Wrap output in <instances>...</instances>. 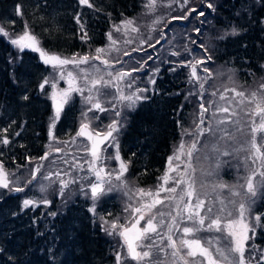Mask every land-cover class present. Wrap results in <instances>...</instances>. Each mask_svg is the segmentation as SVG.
<instances>
[{
	"label": "trees",
	"instance_id": "16d2710c",
	"mask_svg": "<svg viewBox=\"0 0 264 264\" xmlns=\"http://www.w3.org/2000/svg\"><path fill=\"white\" fill-rule=\"evenodd\" d=\"M144 2L89 0V7L80 0H0V26L7 32H17L27 24L49 53L92 57L106 44L112 25L136 16ZM212 5L205 12L209 22H202L199 32L207 55L212 57L210 61L230 71L241 87L259 83L264 75V0H213ZM233 26L238 34L219 38L230 33ZM84 32L88 39H82ZM51 70L37 52L18 50L0 35V165L12 176L9 187L0 188V264H116V252L123 242L109 236L101 224L117 218L125 223L122 200L102 195L94 202L86 185L73 184L63 192L61 186L44 192L35 187L34 164L50 167L51 154L59 149L60 158L62 145L84 122L82 104L74 95L51 127L54 138H50L52 86L44 81ZM188 79L185 66L160 63L151 91L127 111L117 141L120 157L128 165L125 178L131 187L149 189L158 183L182 137L181 126L189 128L193 105L186 98ZM103 119L93 125L97 131L106 128L109 121ZM5 139L7 144L3 143ZM45 153L47 158L41 159ZM230 161L222 167L220 179L226 185L243 184V179L237 181L242 160ZM248 174L244 171V176ZM13 187L23 191L13 192ZM44 197L49 198L47 205H23L26 199L38 201ZM230 198L238 200L240 196ZM255 200L249 217L255 235L248 245L264 257V189ZM91 207H95L94 212L89 211ZM257 214L261 216L259 224L254 220ZM121 253L126 257V247ZM261 259L256 264H264ZM126 264L135 262L127 259Z\"/></svg>",
	"mask_w": 264,
	"mask_h": 264
},
{
	"label": "snow or ice",
	"instance_id": "6c2138e0",
	"mask_svg": "<svg viewBox=\"0 0 264 264\" xmlns=\"http://www.w3.org/2000/svg\"><path fill=\"white\" fill-rule=\"evenodd\" d=\"M157 2L158 0H146L144 7L147 13L151 14L156 11ZM80 3L92 7L89 0H80ZM187 3L188 0H184V4ZM208 7L212 8L213 5L209 3ZM189 11L196 12L197 10L193 8ZM16 12L20 14L21 9L19 6H17ZM198 15L203 16L204 13L199 12ZM160 19L162 18L157 17L153 20L152 24L149 25L150 31L155 30L154 26L160 22ZM173 19L186 20L188 15L185 14L179 18L173 17ZM113 27L114 31L122 32L126 36L129 33L139 32V27L131 19H125L120 25H114ZM81 29L83 30V25H81ZM195 31L199 33L201 30L197 28ZM0 33H4L3 28H0ZM4 34L7 35V33ZM229 34H238L237 28L233 26L230 33L225 32L219 38L223 39L224 36ZM82 39H88L87 32H84ZM108 40V47L97 48L94 57L73 56L71 59L62 58L43 49L40 46L39 39L30 32L27 24H25L23 33L12 39L11 43L21 50L29 48L38 52L45 64L51 65L54 69H59L63 73L65 65L71 63L79 68V65L89 64L92 60H100L106 67H111L112 62L110 59H103L102 57L107 56L111 51L119 52V48L116 47L118 42L111 33L108 34ZM131 42L130 39L124 41V43ZM143 43H146V41L141 40V44ZM193 43L196 42L193 41ZM150 46L154 47V45ZM200 47L204 48L207 55L208 49L204 45H200ZM124 54L129 55L127 52ZM172 55H179V53L173 52ZM207 59L211 60V55H207ZM116 62L118 63L119 60ZM204 63V60L199 59L187 64L191 68L190 82L194 81L199 84V98L201 101L199 112L194 113V127L189 129L181 126V142L173 155L168 157L166 170L158 177L155 189L138 188L135 190L136 202L125 207V212L130 213L125 224H120L118 218L109 223L101 217L103 220L102 230L109 236L118 235L123 241L122 247H126V257L121 252H116V264H126L127 259H131L135 264H252L251 260L245 257V252L247 242L253 239L255 235V227L248 222L252 206L256 202L255 198L264 189V82H261L259 87L250 93L238 90L235 86L231 88L224 86L223 91L216 87L210 95L213 98L218 96L219 101L224 103L221 104L216 99L205 102L204 96L207 93L205 84L212 74L207 68L203 69L204 72L208 73L207 77L201 78L197 74V67ZM92 67L95 68L97 73L100 72V69L95 65H92ZM139 70L119 71L115 74L108 72L107 75L111 79L106 80L103 75L98 78L93 77L91 73L80 69L83 74L84 87L78 85L76 82L77 77L71 71H68V89L54 91L52 94L54 115L51 119L53 122L58 120L61 111L71 99V93L83 92L85 87L89 92V95L85 97L86 103L91 104L92 108L100 112L107 111L99 99V95L102 94L101 89L112 87L113 81L122 82L126 77H130L133 71ZM229 80H232L231 76ZM46 83H48L47 78L44 81V84ZM44 84L40 85L41 89L44 88ZM127 86L132 87L131 83ZM52 87L55 89L56 85L53 84ZM143 91L144 89L136 90V92ZM117 92L119 95L114 96L113 100L120 101L127 108H133L136 101L141 99V96L137 95L136 92L125 95L119 87H117ZM227 92H231L233 95L227 96L225 94ZM23 99L27 100L28 97L25 96ZM233 104L239 108V112L232 107ZM240 113L248 117L245 124L250 129L248 133L244 132L240 119H230V117L239 116ZM220 114L228 115L223 116ZM115 115L120 117L121 112L116 111ZM206 119L207 126H204ZM228 123L235 126L233 132L225 127ZM121 126L119 120H113L103 134L100 132L93 134L92 131H89V124L82 122L77 132V136H86L91 142L90 148L86 150L92 156V160L89 162V171L96 176V182L90 184L91 199L94 202L106 192L113 190V186H111L113 173L109 172L102 175L104 169L97 168L96 164L101 160L104 151L101 145L105 144L106 141L115 143L113 133L118 132ZM236 132L250 137L245 141L247 147L242 145L240 149L235 150L248 152L242 163L249 174L242 177L243 184L226 185L223 182L213 184V192L220 190L214 200L201 198V193L197 189L198 179L195 175L197 168L193 163L194 160H200L197 153L201 152L203 148L207 150L204 159L210 160L215 157V168L205 174L210 177L216 175L221 163L220 157L232 155L227 147L221 150L220 142L235 140ZM49 136L54 138L51 127ZM184 136H190L191 141H185ZM202 138L211 139H205L201 148ZM3 143L7 144L8 140L5 139ZM116 147L118 149V144ZM47 155L48 153H45V156L41 159H46ZM182 157L186 159H182ZM114 158L119 161V171L115 173V179L121 182L120 187L123 188L125 186L123 177L128 170V165L121 159L118 150ZM248 161H251L252 167L249 166ZM181 165H183V168H181ZM36 171H39V166ZM257 176L260 178L259 180L255 179ZM33 178L35 177L33 176ZM106 183L109 185L107 188H105ZM61 184V192H63V189L68 186V182L61 181ZM170 184L171 186H169ZM0 187H9V180L2 165H0ZM201 187H205V185L201 184ZM224 189H227L233 197H242L238 207L237 201L223 197ZM237 189H243V192ZM15 191L19 192L23 189L17 187ZM162 193L165 195L162 196ZM125 195H128V193L126 192ZM203 195L207 197L208 193L205 192ZM129 200H132L131 196H129ZM226 200L227 202H225ZM32 203L33 201L27 199L23 201L24 207H28ZM44 203H47V201H44ZM216 204L220 205L218 209L215 207ZM229 205H232V208H229ZM164 209L169 210L165 211ZM89 211L94 212L95 207L89 208ZM254 220L259 224L261 216L257 214ZM141 221H145L143 226H140ZM200 232L217 233L219 236H212L208 240H203L198 236ZM249 232H252L253 235L250 236ZM221 240L226 241L222 246L220 245ZM161 254H163V258H161ZM168 257H171V259L169 260Z\"/></svg>",
	"mask_w": 264,
	"mask_h": 264
},
{
	"label": "rangeland",
	"instance_id": "374dc122",
	"mask_svg": "<svg viewBox=\"0 0 264 264\" xmlns=\"http://www.w3.org/2000/svg\"><path fill=\"white\" fill-rule=\"evenodd\" d=\"M212 1L213 0H188V3L184 4V0H158L156 11L154 13L149 14L147 13L146 8L144 7L146 3V0H145L141 11L136 16L127 18V19H131L135 21L136 25L139 27V32L129 33L126 36L122 32L114 31L113 26L120 25L121 22L123 21L122 20L119 23L112 25L109 32L107 33L106 44L104 46L99 47V48L108 47L109 45L108 34L109 33H111L113 38L117 40L118 43L116 47L119 48V52L111 51L107 56L102 57L103 59H110V61L112 62L111 67H106L105 65L101 63L100 60H92L90 61L89 64L79 65V68L75 67L71 63L68 65H65L64 71L62 73L59 69H54L51 65H49L52 70H51L50 75L48 76L49 77L48 83L46 84L50 83L51 86L53 84L56 85L55 89H53L52 87L51 97L54 91L58 92L61 90L68 89L69 87L68 82H67L68 81V77H67L68 71H71L73 75L77 77V80H76L77 84L80 85L81 87H84L83 74L81 73L80 69H83L84 71L91 73L93 77L98 78L99 76L103 75L106 80L111 79L107 75L108 72H112L113 74H115L116 72H119V71H131L132 69H140L139 71H133L131 76L126 77L124 81L122 82L113 81L112 87L101 89L102 94L99 95V99L102 105L107 109V111L100 112L92 108L91 104L86 103L85 97L89 95V92L87 91L86 87L83 92L71 93V97L75 95L78 99H80V102L82 104V117H83L84 123H88L89 128L92 131L100 132L101 134H103L107 130V126L113 120H119L121 122L122 126L119 128L118 132L113 133L115 137V143L107 142L105 144V146L103 147L104 151L102 153V158L100 161L97 162L96 167L104 169V173H102V175H106L109 172L113 173L112 180H111V186H113V190L110 192H106L104 195H113L114 198L119 199L120 201L122 200L125 203V206H127L128 204H134L136 202L135 190L138 188L130 186V184L128 183V180L125 178L126 173L124 174V177H123V180L125 182V186L123 188L120 187L121 182L115 179V173L119 171V161H117L114 158L115 153L118 150L116 147V145L118 144L117 134L122 130V127L127 119V111L129 109H132V108L125 107L124 104L118 100H113L114 96L119 95V93L117 92V87L122 89L125 95L136 92L137 89H144L143 92H136L137 95L141 96L140 100H142L146 96V94L149 93L152 89L153 81L156 78L157 73L160 69V63L165 64V63L171 62L173 65L175 64H180V66L183 65L189 71V77H190L191 68L188 67L187 64L188 62H193L199 59L204 60L205 63L197 67V74L201 78L207 77L208 73L203 71L204 68H207L209 72L212 74L211 78L208 79L207 83L205 84V87L207 89V93L204 96L205 102L210 99H216L219 103L221 104L224 103L223 101H219L218 96L213 98L210 95V93L216 87H219L220 91H223L224 86H227L229 88L235 86L237 87L238 90L246 91L250 93L252 90L257 89L261 82H264V75H263L260 77L259 83H255L249 87L247 86L241 87L235 82L234 76L230 71L221 69L222 68L221 66L213 65L214 63L208 60L207 57L203 58L202 55L205 52H204V48L200 47V45H204V44L199 39L200 33L196 32L195 29L199 28L202 31L203 30L202 24L209 22L208 19L205 20V17L207 16L206 15L207 13L205 12L208 10V4L209 3L212 4ZM193 8H195L197 11L190 12L189 10ZM199 12H203L204 15L203 16L198 15ZM185 14L188 15V19L186 20L185 19H173V17L179 18V17L184 16ZM157 17H161L162 19H160V22L154 26L155 30L150 31L149 25H151L153 20H155ZM0 28L2 27L0 26ZM24 28L17 32H7L6 30H4V33H7V35H5L4 33H0V35H2L3 38L6 39L16 49L21 50L18 46L13 45L11 43V40L17 38V36L22 34L24 31ZM128 39H130L132 42L124 43V41ZM141 40L146 41V43L141 44ZM157 41H159V43H157ZM193 41H195L196 43L194 44ZM150 45H154V47ZM24 49H29V48H24ZM125 52L129 53V55H125L124 54ZM173 52H178L179 55H172ZM50 54H54V53H50ZM81 56H84V55H81ZM94 56H96V53L92 55V57ZM72 57L73 56L62 57V58L71 59ZM149 57H151V59H149ZM117 60H119L118 63L116 62ZM176 62H179V63H176ZM92 65H95L96 67H98L100 69V72L97 73L95 71V68L92 67ZM230 76L232 77L231 81L229 80ZM129 83H131L132 85L131 88L127 86ZM225 94L227 96L233 95L231 92H227ZM186 98H187V101L193 105L192 117L189 123L190 124L189 129H191L192 127H194L193 125V120L195 118L194 113L199 112V103L201 101L199 98V84L194 81L190 82L189 79H188V86L186 89ZM140 100L136 101V104ZM109 101H111V103H109ZM113 105H115V107H113ZM232 107L236 108L237 112H239V108L235 104H233ZM115 108L117 110H115ZM116 111L121 112L120 117H117L115 115ZM220 115L227 116L228 114H220ZM103 118L108 119L109 122L103 131L101 130L97 131V127L94 128L93 125H95L100 120L104 121ZM230 119L231 120L240 119L241 126L244 127V132L245 133L250 132V129L245 126L246 122L248 121V117H245L243 113H240L239 116L230 117ZM55 122L56 120L53 122V120L51 119L50 127H53V124H55ZM204 126H207V119L205 121ZM225 127H227L230 132H233L235 130V126L232 123H228L227 125H225ZM235 135H236L235 140L220 142L221 150L227 147L228 150L232 152V155L226 156V157L224 156V159H222V156L220 157L221 163H220L219 169L217 170V174L211 177L207 176L205 173L215 168L216 160H215V157H213L210 160L204 159V156L207 150L202 148L204 140L211 139V138H202V141H201L202 150L201 152L197 153V155L200 156V160L193 161V163L195 164L197 168L195 175L198 179L197 189L201 193V198H204L206 200H214L217 195V192H219L220 190L218 189L217 192H213L212 185L215 183H219V182L225 183L223 179H220V175L222 174V167H224L225 164L232 163L230 159H233V160L238 159V160L243 161V158L248 153L246 151H235V150L240 149L242 145L247 147V145L245 144V141L250 139V137L247 135H242L239 132H236ZM181 139L175 144L170 156L173 155L174 151L178 148L181 142ZM183 139L185 141L190 142L192 138L190 136H184ZM66 142L67 143H64L62 145L64 152L62 153L60 158H58L59 153H61L60 150L57 151L56 149L51 154V157H50L51 159H49V162L51 164L50 167L43 168L41 166L42 165L41 162H37L34 164L32 175L35 177L34 178V182H36L35 187L39 192H44L45 190L51 188L52 186L62 187L61 181L68 182L67 187L72 186L73 184L78 185V186L86 185L87 188L89 189H90V184L92 182H96L95 174L89 171V162L92 160V156H90V154L86 150L88 149L87 141L77 136L76 134L71 139L67 140ZM182 159H186V158L182 157ZM248 164L250 167H252L251 161H248ZM38 166H39V171H36ZM242 166L244 168V165ZM181 168H183V165H181ZM228 168L231 169V167H228ZM243 168L237 169V170H241V173L237 177L238 182H240V180L244 176V171H247V170H244L245 168L244 169ZM5 173L7 174L8 180H10L12 176L8 174L7 171H5ZM40 174H43V175L39 177ZM48 178H51V179H48ZM201 184L205 185V187H201ZM237 184L238 183H235L234 185H237ZM155 186L149 189H155ZM169 186H171V184ZM67 187L64 189H67ZM107 187H109V185L106 183L105 188ZM0 188H4V187H0ZM16 188L17 187H13V192H15ZM42 188L43 190H41ZM238 191L243 192L241 189H239ZM126 192L128 193V195H125ZM205 192L208 193L207 197L203 195ZM161 195L163 196L165 194L162 193ZM222 195L223 197H226L227 199H231L230 197H232L227 189L223 190ZM129 196L132 197V200H129ZM119 197H121L122 199H120ZM241 199L242 197L240 196V199L235 200L237 201V207ZM31 201H33V203L30 205H33V204L34 205H38V204L47 205L49 203V198L44 197L38 201H34V200H31ZM44 201H47V203H44ZM225 202H227V200ZM215 207L218 209L220 205L216 204ZM229 208H232V205H229ZM164 210L168 211L169 209H164ZM129 215L130 213L125 212V209H124L122 218L128 219ZM121 222L119 223L125 224ZM248 222L250 223V221ZM144 223L145 221L142 222V226L144 225ZM198 236L201 237L203 240H208L212 236L218 237L219 234L209 233V232H200L198 233ZM112 237H114L115 239L119 238L120 244L123 242L122 239L118 235H114ZM225 243L226 241H223V240L220 241L221 246ZM122 244L120 246L119 252H121L123 249ZM245 257L247 259H250L252 264H256L257 261L260 262V260H262L261 257H263V255L262 254L259 255L256 251L251 249V247L248 245V242H247ZM257 257H260V258L256 261ZM168 259L170 260L171 257H168Z\"/></svg>",
	"mask_w": 264,
	"mask_h": 264
},
{
	"label": "water",
	"instance_id": "95a60500",
	"mask_svg": "<svg viewBox=\"0 0 264 264\" xmlns=\"http://www.w3.org/2000/svg\"><path fill=\"white\" fill-rule=\"evenodd\" d=\"M89 131H91L90 129H89ZM93 134H95V133H93ZM82 137H84V138H86L87 139V137L86 136H82ZM88 140V139H87ZM88 143H89V148H90V146H91V142L88 140ZM101 147H102V145H101ZM90 153V152H89Z\"/></svg>",
	"mask_w": 264,
	"mask_h": 264
},
{
	"label": "flooded vegetation",
	"instance_id": "af4514ba",
	"mask_svg": "<svg viewBox=\"0 0 264 264\" xmlns=\"http://www.w3.org/2000/svg\"><path fill=\"white\" fill-rule=\"evenodd\" d=\"M161 258H163V254H161Z\"/></svg>",
	"mask_w": 264,
	"mask_h": 264
}]
</instances>
